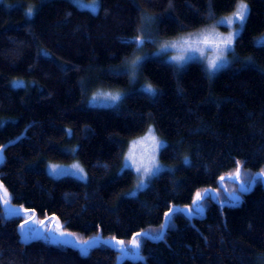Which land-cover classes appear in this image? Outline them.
Wrapping results in <instances>:
<instances>
[{"label":"trees","instance_id":"16d2710c","mask_svg":"<svg viewBox=\"0 0 264 264\" xmlns=\"http://www.w3.org/2000/svg\"><path fill=\"white\" fill-rule=\"evenodd\" d=\"M238 1L101 0L92 11L72 0H0V183L10 204L57 217L81 240H122L131 252L137 233H163L138 238L142 258H122L104 243L81 254L43 236L22 240L27 214L5 217L0 204V264H264V181L239 202L206 198L200 214H187L195 194L218 187L237 161L251 175L264 170V48L255 42L264 33V0H246L239 58L214 75L197 60L179 68L150 56L137 74L156 89L149 94L120 69L137 52L131 38L146 15L160 37L173 38L233 12ZM244 56L253 61L242 63ZM101 83L125 90L116 106L88 103ZM150 123L172 168L124 195L135 181L132 169L121 175L127 141ZM73 159L87 180L46 169L50 160ZM169 208L184 211L166 222Z\"/></svg>","mask_w":264,"mask_h":264},{"label":"rangeland","instance_id":"374dc122","mask_svg":"<svg viewBox=\"0 0 264 264\" xmlns=\"http://www.w3.org/2000/svg\"><path fill=\"white\" fill-rule=\"evenodd\" d=\"M72 1L74 3H76L78 6H80L82 8L90 9L92 11H97L99 9L100 3H101V0H97V2L95 4L93 3V0H72ZM239 2H240V0L238 1V3ZM244 2H246L249 6V3L246 0H244ZM249 9H250V6H249ZM235 10L229 14L220 16L218 19H216L213 22H210L206 25H203V26H201L195 30L183 32L177 36H174L173 38L160 37L158 31L156 30L157 28H156L155 18L150 16L151 14L146 15L145 19L142 22V26H141L138 34H136L134 36V37H143L144 43L142 45L137 44V48H136L137 52L132 56L131 59L126 60V62L121 66L120 69L127 72V73L130 72L129 82L132 86L135 85V86H137L135 88H138V89H134V90H143L147 86H151L143 78H138V75H137L138 74V67L142 64V62L145 59H147L150 56H161L179 68L183 67L184 65H186L190 61L197 60V61H200L204 65V67L206 68V70L208 71V73L210 75H214L219 70L233 64L239 58V54L237 53V50H236V39L238 36L236 37V39L233 43L232 49L230 51H226L224 53L223 60L220 63H218L217 68L214 70L209 69V67H208V58L215 55V50L211 45L205 46L204 44L201 43L199 45V47L205 48L204 56H200L199 53H195L196 59H187L186 58V60L183 62H176L172 59V57L181 54L179 48L169 47V48L165 49L163 47V45L173 44V43H176L179 45L181 43L182 39H191V40L200 39V40H202L205 35L209 36L211 39H215L216 37H226L232 31H234L237 28V25L236 24H233L230 26L222 25L219 23V21L221 19H226L228 17H231L234 14ZM262 39H264V33L259 35L256 38L255 42L258 44V41H260ZM187 55H190V54H186V56ZM133 61H137L134 72H133V64H132ZM252 61H253L252 56H244L241 59L242 63H251ZM142 82H144V83H142ZM155 91H156V89H155ZM125 93L126 92L123 89L122 90L117 89L116 87H110V86H107V85L101 83L100 86H98V88H95L90 92V95L88 96V103L92 104V105H99V106H116L120 100L119 101H112L108 98V94H111V95L120 94L121 97H123L125 95ZM150 128L154 130L155 137L158 140L162 141L165 145V140L160 136L155 125L153 123H150L147 130L144 133H142L140 135L133 136L130 139H128V141H127L128 143H127L126 149L124 151L123 159H122V165H124L126 163L125 157L129 154L130 150L134 151L135 157L137 160H139L142 156H147V155L151 154V142L146 139L148 134H149ZM161 149H158L155 152L156 163L160 166L159 170L156 171L155 175H157L158 173H160L166 169L172 168V164L166 163L165 161H163L161 159V157H160ZM74 164H78L81 168H83L84 172L82 175L84 178H80L81 174L70 175V176H75L77 178L87 180L88 179L87 170L85 169V167L83 166L81 161H79L78 159H73V160L67 161V162H59V161L50 160L47 162L46 169L51 174V165H59L61 170L71 173V172L75 171L71 167ZM132 170L135 173V181L131 187L127 188L122 193L124 195H137L139 193V191L141 189L145 188L150 183L152 178L155 176V175H153L151 177L143 178L144 179V185L142 187H137V185L140 183L142 177L140 174L136 173L134 167L132 168ZM262 171H264V170L257 171L256 173H260ZM234 172L227 174L225 177V180L223 182L219 181L218 187H212L209 189L214 194H216V198L220 202H223V203L231 202L229 200V197L226 194L225 190H227L228 192H236V194H239V193L241 194V192H239V189L236 191L233 187L234 185L238 186V182H234L233 180H230L227 178L230 174H233ZM241 172H242V176H241L242 180L247 179L249 176H251V172H249V170H247V169L244 170L241 168ZM256 173H254V174H256ZM51 175L56 176V177L65 176V175H54V174H51ZM0 185H1V183H0ZM1 194L3 195L2 190H0V195ZM222 195H223V197H222ZM9 203H10V201H9ZM10 205L14 208H17L16 206H14L12 204H10ZM31 213H33V212L28 211V214H31ZM33 219H35L36 223L35 224L30 223L28 225V227L33 229L35 232H39L40 233L39 236H43V237H47L49 235L58 236L59 232L62 231L64 233H70L71 236H69L68 239L73 241V242H79V241H85V240H101V239L105 238V237H102L100 235H96L93 237H88L85 240H81L72 231L63 229L61 221L57 217H53L52 219L49 220L47 218H44L42 215H38L36 212H34ZM40 221H43L44 223L41 224ZM52 229H54L55 231H52V232L45 231V230H52ZM105 239H107L108 241H111L113 243H115V241H122V240H117L116 238H114V239L105 238ZM120 254H121V252H120ZM128 255L135 256V255H133V251L132 252L129 251ZM123 256L124 255L121 254V257H123Z\"/></svg>","mask_w":264,"mask_h":264},{"label":"snow or ice","instance_id":"6c2138e0","mask_svg":"<svg viewBox=\"0 0 264 264\" xmlns=\"http://www.w3.org/2000/svg\"><path fill=\"white\" fill-rule=\"evenodd\" d=\"M97 0H93V3L95 4ZM32 9H28V15L31 16L32 14ZM249 6L244 0H240V2L236 5V10L234 14L231 17H228L226 19H221L219 21L220 24L222 25H233L236 24L237 28L232 31L228 36L226 37H216L215 39H211L209 36L205 35L202 40L196 39V40H191V39H182L181 43L178 45L176 43L173 44H165L163 47L165 49L171 47V48H179L180 53L177 56L172 57V59L176 62H183L187 59H196L195 53H199L200 56H204L205 54V48L199 47V45L202 43L205 46L211 45L214 50H215V55L208 58V67L209 69H216L218 66V63H220L223 58H224V53L226 51H230L232 49L233 43L236 39V37L239 35L240 31L243 30L244 23L248 18L249 14ZM135 43L137 44H143L144 43V38L143 37H133L131 38ZM258 46L261 48H264V39L258 41ZM186 54H190L187 55ZM133 72L135 71V66L137 64V61H133ZM222 66V65H221ZM119 75L120 73H116ZM144 91L148 92L149 94L154 93V89L151 86H147ZM108 98L112 101H119L121 100V95H111L108 94ZM70 132V130H69ZM151 142V154L147 156H142L139 160L136 159L134 151L130 150L129 154L125 157L126 163L122 165V173L121 175L124 174L125 171H128L132 169L133 167L135 168L136 173L140 174L142 179L140 183L137 185V187H142L144 185V179L146 177H151L155 175L156 171L159 170L160 166L156 163V157H155V152L158 149H161L163 147H166L164 143L160 140H158L155 135H154V130L149 129V134L146 138ZM6 146H0V160H3V149ZM185 161H187V157H185ZM236 170L233 174H230L227 178L230 180H233L234 182H238V189L239 192L243 193L246 192L249 188H251L253 185H255L258 181H264V171L260 173L253 174L249 176L247 179H241L242 172H241V166L240 162H236ZM72 169L75 171L69 173L67 171L61 170L59 165H51V174L54 175H77L81 174L80 178L83 177V168H81L78 164H74L71 166ZM225 180L224 176L220 177V181L223 182ZM0 190L3 191V195H0V204L3 205V211H4V216L5 217H18L23 214H27V218L25 219L24 224L20 225L19 232L21 233L22 240L27 241L32 239L34 236H39V232H35L33 229L29 228L28 225L35 224L36 221L33 219L34 217V212L31 214H28L27 209H18L14 208L10 205V197L8 195L7 189H4L2 185H0ZM226 194L229 197V200L233 203L239 202L240 196L236 194V192H228L225 190ZM206 198H212L216 199V194H214L211 190L205 189L204 192H197L195 194L194 199L192 200V205L194 207H189L187 209V214L188 215H193V214H200L203 211V207L201 205V201L206 199ZM184 211L182 209L178 208H169V211L165 213V219L166 222L171 220V216L175 214L176 212ZM41 224H43V221H40ZM167 226V224H162L160 227L161 229H164ZM48 232L55 231L54 229L52 230H45ZM162 232L158 233L154 236H152L150 233H137L136 236H134L131 240V250L133 251V255L137 256V258H142L139 257V248L141 246V241L138 239L141 236H151L152 239H160L162 236ZM71 236L70 233H64V232H59L58 236L56 235H49L45 237L46 239H50L53 242H60V243H65V244H70L74 247H77L80 249L81 254H87L88 250L90 248H93L97 246L99 243H104L109 245L110 247L113 248H118L119 251L121 252L122 255L126 256L128 255V252L130 249H128L123 241H115V243H112L111 241H101V240H85V241H79V242H73L68 239V237ZM258 259H260L262 262H264V253L259 254Z\"/></svg>","mask_w":264,"mask_h":264},{"label":"water","instance_id":"95a60500","mask_svg":"<svg viewBox=\"0 0 264 264\" xmlns=\"http://www.w3.org/2000/svg\"><path fill=\"white\" fill-rule=\"evenodd\" d=\"M35 237V236H34ZM107 240V239H106ZM125 256H123L122 258H124Z\"/></svg>","mask_w":264,"mask_h":264}]
</instances>
